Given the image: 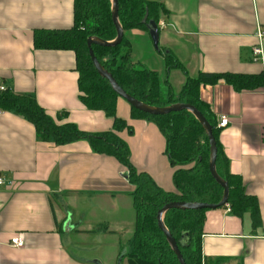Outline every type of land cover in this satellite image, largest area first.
Wrapping results in <instances>:
<instances>
[{
  "label": "crops",
  "instance_id": "0c3cea01",
  "mask_svg": "<svg viewBox=\"0 0 264 264\" xmlns=\"http://www.w3.org/2000/svg\"><path fill=\"white\" fill-rule=\"evenodd\" d=\"M147 1L166 11L157 24L159 50L148 31H126L128 60L157 72L164 92L177 93L187 78L201 72L264 74V60L253 58L257 29L264 30V0ZM73 22L74 0H0V82L34 95L53 118L66 112L60 124L107 132L113 118L80 102L74 52L34 48L36 30L69 29ZM166 55H173L181 67L169 68ZM200 98L218 125L222 117L229 120L220 128V141L231 172L243 178L248 195L257 197L264 229V89L237 92L221 80L201 86ZM117 116L132 128L120 137L129 146L133 165L163 190L176 192L163 134L153 123L133 119L131 106L121 98ZM125 174L117 160L94 153L87 142L57 146L40 141L31 123L0 111V177L5 180L0 186V264H99L83 255L87 251L75 240L95 234L102 223L105 232L131 233L134 187ZM99 211L110 214V220L98 218ZM15 236L24 247L10 244ZM202 254L207 264L216 259L264 264V232L253 230L249 214L238 218L228 208L209 210Z\"/></svg>",
  "mask_w": 264,
  "mask_h": 264
},
{
  "label": "trees",
  "instance_id": "16d2710c",
  "mask_svg": "<svg viewBox=\"0 0 264 264\" xmlns=\"http://www.w3.org/2000/svg\"><path fill=\"white\" fill-rule=\"evenodd\" d=\"M119 22L124 30L147 31L146 23H159L165 13L162 5L147 0H118ZM117 36L112 20L111 0H74L73 26L64 30H36L34 48L37 50L72 51L76 57L79 74V99L89 110L102 111L113 118L110 131L89 133L74 123L60 124L66 112L57 118L50 116L39 105L32 94H20L12 87L0 82V111L9 112L31 123L37 138L57 146L85 141L92 151L117 160L126 168V178L134 187L130 193L136 213L132 249L126 254L128 264H179L164 233L158 225L159 210L171 202H198L217 204L223 196V188L210 173V145L201 124L189 111L170 112L166 115H149L131 107L133 119L153 123L166 139V155L174 169L173 183L176 192H167L157 185L153 178L140 172L131 161V152L120 133H132L128 122L117 116V102L120 98L107 80L97 72L89 52L87 41L95 37L113 41ZM125 38L114 47L92 45L99 63L107 70L118 85L131 97L153 107H167L176 103L195 107L213 129L217 146L216 171L229 185L228 208L232 215L244 218L249 214L252 228L263 229L257 197L248 195L243 178L231 172L230 161L220 141L221 130L210 106L200 98V88L215 85L223 80L235 91H257L264 89V74L245 75L234 73H205L187 78L177 93L169 89L164 92L157 72L136 67L129 63V50ZM169 68L181 67L173 55L165 56ZM2 83V85H1ZM209 210H169L164 224L178 242L184 232L188 243L179 245L186 264H207L202 254V238L206 213ZM125 255V256H126ZM216 259L215 264H223Z\"/></svg>",
  "mask_w": 264,
  "mask_h": 264
},
{
  "label": "water",
  "instance_id": "95a60500",
  "mask_svg": "<svg viewBox=\"0 0 264 264\" xmlns=\"http://www.w3.org/2000/svg\"><path fill=\"white\" fill-rule=\"evenodd\" d=\"M112 2V20L116 27L117 36L115 40L113 41H104L95 37H90L87 41V45L89 47L90 56L92 59V62L99 73V75L107 80L109 84L111 85L113 91L118 94V96L122 99H124L131 107L149 114V115H166L170 112H176V111H182L186 110L192 113L195 118L198 120V122L201 124L202 128L204 129L210 145V164L209 169L212 177L214 180L223 188V196L219 203L217 204H208V203H198V202H171L163 206L157 215L158 225L161 231L164 233L172 251L176 255V258L179 262V264H186L185 260L181 254L179 245L185 246L188 243V233L184 232L181 235L180 240L177 242L173 236L170 234V232L167 230L165 224H164V217L165 214L172 209H181V210H215L218 208H223L228 203L229 198V185L226 181H224L217 173L216 171V158H217V146L215 137L213 135V129L211 125L207 122L205 117L192 105L184 104V103H176L167 107H153L149 106L133 97H131L129 94H127L115 81L113 76L105 70V68L99 63L97 58L94 55V52L92 50V45L98 44L103 47H114L118 44H120L124 38V30L119 22V15H118V0H111ZM147 31L151 37L153 46L156 50H159V29L157 26V23L154 21H149L146 23Z\"/></svg>",
  "mask_w": 264,
  "mask_h": 264
},
{
  "label": "rangeland",
  "instance_id": "374dc122",
  "mask_svg": "<svg viewBox=\"0 0 264 264\" xmlns=\"http://www.w3.org/2000/svg\"><path fill=\"white\" fill-rule=\"evenodd\" d=\"M85 209L86 206L83 207V209H79L80 214L82 213V210ZM97 216H99L98 218H102V220H110L111 218L110 214L108 215L105 211H99ZM102 224L97 225L100 229L95 234L76 237L75 243L79 245L81 250L87 251L83 255H87L88 258L99 264H128V257L127 255H124V252L132 249V230H134V226H130L131 233L123 231L115 235L101 229L104 226ZM95 225L96 223H94L93 226Z\"/></svg>",
  "mask_w": 264,
  "mask_h": 264
},
{
  "label": "built area",
  "instance_id": "2783aa9c",
  "mask_svg": "<svg viewBox=\"0 0 264 264\" xmlns=\"http://www.w3.org/2000/svg\"><path fill=\"white\" fill-rule=\"evenodd\" d=\"M257 39L258 43L253 47V58L254 61H263L264 60V30L259 27L257 29ZM0 89H4V87L0 86ZM229 120L226 117H222L221 121L218 125L219 128H224L228 125ZM5 183V180L0 177V186ZM10 244L15 248H22L25 245L23 239L19 236H15L11 238Z\"/></svg>",
  "mask_w": 264,
  "mask_h": 264
}]
</instances>
